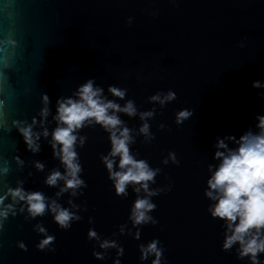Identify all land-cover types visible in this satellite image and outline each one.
<instances>
[{"label":"water","instance_id":"obj_1","mask_svg":"<svg viewBox=\"0 0 264 264\" xmlns=\"http://www.w3.org/2000/svg\"><path fill=\"white\" fill-rule=\"evenodd\" d=\"M89 79L108 100L121 106L135 103V117L117 115L132 130V154L161 169L150 185L166 189L151 197L155 225L133 227L129 216L138 194L129 186L126 197L116 195L101 160L111 149L101 126L79 131L87 138L76 148L87 187L76 196H56L63 181L56 187L45 184L53 169L64 172L53 157L51 135L41 137L40 151L33 153L18 132L20 122L39 121L41 97L47 94L51 133L57 100L75 98ZM255 81L262 87L254 88ZM110 86L125 89V98L109 93ZM168 91L176 99L163 106L150 102L151 96ZM185 109L191 115L177 124V113ZM152 110L154 116L146 122L155 138L145 142L138 133L144 123L139 113ZM261 116L264 0H0V170L8 169L0 174V195L21 181L25 190L42 192L81 217L64 230L51 214L29 219L17 204V215L9 216L0 230V264H152L154 257L141 260L140 252V245L152 240H159L164 250L161 264H250L247 257L238 258L239 245L222 249L225 221L211 216L215 202L205 192L210 166L215 171L220 163L215 153L225 151L217 149V141L235 149L246 132H259ZM33 130L41 131L39 124ZM170 152L178 164L162 163ZM35 162L44 165L42 171ZM37 224L55 237L54 251L37 248L44 238L34 230ZM89 229L99 240H89ZM137 230L139 239L134 238ZM105 239L116 241L123 254L101 249ZM94 252L104 258L97 259ZM259 261L264 264V253Z\"/></svg>","mask_w":264,"mask_h":264},{"label":"clouds","instance_id":"obj_2","mask_svg":"<svg viewBox=\"0 0 264 264\" xmlns=\"http://www.w3.org/2000/svg\"><path fill=\"white\" fill-rule=\"evenodd\" d=\"M131 18H129V23ZM254 88L262 87L259 81L253 82ZM109 93L119 99L126 96L125 89L110 86ZM73 97L60 98L57 100L56 114L53 120L56 127L49 133L46 127L47 118L51 114L50 100L47 94L41 97V108L39 111V121L33 117L32 122H20L19 134L23 137L27 149L33 153L40 151L38 141L41 137L48 139L53 149V157L60 161L64 168L61 173L53 169L46 177L45 184L49 187L58 186L63 181L56 196L59 197L65 192H70L76 196L81 189L86 188V182L81 179L83 171L79 161L77 146L83 147L86 137L80 136L79 131L87 126L99 125L108 134L111 143L109 153L101 157L109 173V179L113 182L117 196L126 197L129 186L136 192L137 198L134 201L129 219L133 227L146 224H157L158 221L150 215L155 211L156 205L151 197L158 196L166 189H152L151 184L155 183L156 176L161 169H153L146 160L137 159L131 152L130 145L135 142L132 130L129 129L117 113H124L129 117L137 115V108L134 101L128 100L123 106L115 101L108 100L104 96V90L95 85L94 80L89 79L78 87ZM176 99V94L168 91L166 94L157 93L149 98L150 102L159 103L161 106ZM191 113L188 110H181L176 115V123L181 124L188 119ZM154 116V110L139 113L142 123L138 130L140 135L145 137V142H151L155 137L150 131V125L146 122ZM258 133L246 132L237 141L235 149H228L224 140H218L215 158L220 160L215 171L210 166L212 172L207 181L208 190L205 196L215 203L210 206L209 212L213 218L225 221V239L222 246L224 251H230L234 245H239L238 258L247 257L250 264H260L259 255L264 253V116L258 117ZM16 123V122H14ZM39 124L41 131H34V127ZM165 126L160 125L163 129ZM226 139H233L227 137ZM118 159V165L117 160ZM171 160L178 164L175 153L170 152L162 163L167 164ZM17 164L22 166L23 161L17 158ZM34 166L38 171H42L44 165L35 162ZM7 168L0 170V174H6ZM170 190V189H169ZM143 191L144 195L139 193ZM82 194V193H80ZM10 203L5 204V200ZM19 204V212H27V218L35 219L45 214H51L54 222L59 228L67 230L74 221H79L81 217L77 212L69 208L62 207L56 199L46 197L39 191H27L23 188V182L18 181L15 188L8 187L3 195H0V230L3 229L9 216L17 215L16 205ZM72 208L78 209V205L72 204ZM91 222V220H90ZM126 226L120 227L121 234ZM34 230L43 235L37 248L41 251H54L50 246L54 244L55 237L47 234V230L41 225L34 226ZM89 240H99V236L94 229H89ZM139 239V230L134 235ZM101 249H117V255L123 254V249L114 240L100 241ZM18 247L26 250L23 242H18ZM141 260H146L153 256L152 264H161L163 248L160 247L159 240H152L147 245H140ZM97 259H103V254L94 252ZM119 264V261H116Z\"/></svg>","mask_w":264,"mask_h":264}]
</instances>
